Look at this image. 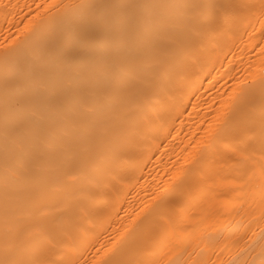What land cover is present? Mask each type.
I'll use <instances>...</instances> for the list:
<instances>
[{
	"label": "bare ground",
	"instance_id": "bare-ground-1",
	"mask_svg": "<svg viewBox=\"0 0 264 264\" xmlns=\"http://www.w3.org/2000/svg\"><path fill=\"white\" fill-rule=\"evenodd\" d=\"M0 264H264V0H0Z\"/></svg>",
	"mask_w": 264,
	"mask_h": 264
}]
</instances>
